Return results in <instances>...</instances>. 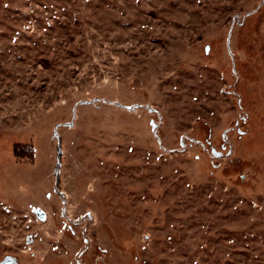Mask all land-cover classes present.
Returning <instances> with one entry per match:
<instances>
[{
	"label": "rangeland",
	"instance_id": "374dc122",
	"mask_svg": "<svg viewBox=\"0 0 264 264\" xmlns=\"http://www.w3.org/2000/svg\"><path fill=\"white\" fill-rule=\"evenodd\" d=\"M0 264H264V0H0Z\"/></svg>",
	"mask_w": 264,
	"mask_h": 264
},
{
	"label": "water",
	"instance_id": "95a60500",
	"mask_svg": "<svg viewBox=\"0 0 264 264\" xmlns=\"http://www.w3.org/2000/svg\"><path fill=\"white\" fill-rule=\"evenodd\" d=\"M34 212L36 213V215L40 218V219H45L46 215L45 213L40 209V208H35ZM12 261V259L7 258L4 260L5 263H10Z\"/></svg>",
	"mask_w": 264,
	"mask_h": 264
}]
</instances>
